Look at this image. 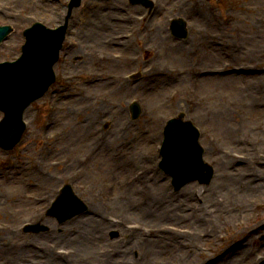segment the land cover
<instances>
[{
	"label": "rangeland",
	"instance_id": "374dc122",
	"mask_svg": "<svg viewBox=\"0 0 264 264\" xmlns=\"http://www.w3.org/2000/svg\"><path fill=\"white\" fill-rule=\"evenodd\" d=\"M42 1L40 4L38 0H0V6H7L8 9L6 11L9 12L6 13L5 18H0V23L9 24L14 27V33L11 38L0 47V61L11 60L20 53L21 46L25 42L23 30L33 23L29 16H36L51 27L64 23L70 0ZM109 2L110 0H83L81 7L74 10L69 20L70 28L67 34L65 51L72 49L73 42H83L85 44L89 42L93 47L97 46L102 49H94L92 51L93 60L91 59L92 62L90 64L88 63V59H85L82 53L78 51L72 52L64 61L61 57L62 62H59L57 65L58 73H60L59 85L53 86V89H63L64 91L63 95L58 97L59 104L57 109H55V106L52 109L53 106L50 100L51 93H54V90L49 92L48 98L46 97L47 99L44 98L36 102L28 109L26 115L35 124L31 129L27 142L15 153L0 150V223L5 227L0 232V250L13 251L9 255V257H13L15 252L21 249H30L22 261H4V258L0 256V264H64L52 259L48 261L46 256L40 255L47 253L45 251L46 248L53 247V245L56 246L54 248L55 252L57 251L55 256L59 258L60 262L64 260L69 262V264H97V262H101L102 264H253L257 255H264V185L260 181V171L264 170V162L261 160H264V158H260L261 160L257 161L259 155H264V143H255L249 139L246 143L237 145L236 139L238 137L251 136L252 138L264 140V106L260 105L261 100L258 98L257 104L251 102L258 93L249 90L248 93L246 89L235 93L224 92L223 95L225 97L218 95L217 98L213 95L212 100H207L205 106L188 111V105L179 103L177 98L167 107V99H164V96L167 97L169 92L174 88H178L182 93L186 88H191L190 83L186 86H183L181 83L180 87H176L175 83L177 80H174L172 85L152 86L156 87V89L153 92L149 91L145 95L144 90L150 81H144L138 85L141 89L137 92L132 89L128 82H122L120 76L122 77V75L128 74L132 70L135 71L134 68L142 69L141 71L149 76L152 74V68L149 64L160 65V62L163 66L183 65L173 58L179 51H175L176 45L186 43L174 40L168 22V18L178 17L187 19L191 27L194 26L193 30L190 28L189 36L195 40L194 43L190 42L189 47L192 48V51L195 50L192 47L193 45L197 48L210 37L227 40V42H220L225 45L239 43L230 42V40L251 39L256 34H259V39H262L260 42H255L254 44L253 42H248L250 52L242 57L231 54L230 48L225 47L219 49V53L215 59L206 62L203 60V52H199L196 56L191 53L190 69L196 60L201 61L202 65L221 64L224 60H241L248 63V65H253L254 63L263 66L264 0H213L212 2L185 0L182 6H179L177 3L181 2V0H169L164 5L165 0H156L163 8V11H158L157 13H153V11L143 6H133L129 0H118L116 3ZM172 7L174 10H171ZM247 8L250 11L243 10ZM9 14L14 17V20L9 17ZM102 15H104V19H100ZM142 15L146 18L145 23L138 22L136 19L133 22L126 21L127 23H124L125 18ZM231 16L234 18V22L227 23ZM88 20L93 21L92 25L97 23L103 24L106 21L110 24H125L126 26L118 28L115 26L112 29H106L102 25H96L94 28L86 29L84 25ZM80 21L82 22L80 23ZM250 21L255 25L256 30L249 26ZM145 24H149V27H158L163 30L168 41L174 44L175 48H172V50L174 49L173 52L176 53L169 51V48L164 49L166 42L158 43L155 40L151 41L148 36H145L146 34L139 35L140 31L144 29ZM135 25V35L131 40L135 52L131 53L119 48L106 49L103 46L102 42L105 38L114 39L115 35L125 34ZM98 26L104 30L98 29ZM237 30L243 32L244 35L238 38ZM136 42H143L144 47L142 46V50L136 47L134 44ZM163 50H165V54ZM107 51L110 53L111 59L118 63L119 67L115 66L112 62L108 63V61L104 62L100 60L99 54H109ZM112 53H122L126 56L132 55L138 57L141 55V61L136 65L127 64L124 61L118 62L114 60ZM159 55H161V58H159ZM167 55H170V57L166 58ZM148 60L147 64L144 63ZM80 65L81 67H79ZM147 66L149 70H143ZM99 70L104 73L117 75L114 84L117 94H114L108 87L97 90L98 94L95 95L97 97L95 100L97 106H101L100 104L104 105L99 99L101 96H108L113 100H122L123 106L132 98L142 97L144 103H148L151 115L149 118L144 117L143 119L140 118L137 121H132L135 127L128 130L129 134L125 136L126 141H123L119 137L113 139L114 134L120 136L117 132V128L120 126V118L115 117L116 127L109 134V139L106 141L109 144L107 146L104 145V148L97 154L93 163L79 169L80 174L78 176L76 174L67 175L68 173L57 172H54L55 177L39 178L34 176L32 173L34 160H38L44 152L41 144L42 133L49 140H52V143L61 132H64L66 134L65 139L67 140L59 143L62 147L70 140V135L72 131L75 132V128H79L78 130L81 133L87 132L86 128H88L89 123L85 122V124H82V122L85 121L84 117L88 112L93 111L94 101L88 99L86 96L83 99L82 96L79 98L75 97L82 90L88 92L86 93L87 96L92 93L93 87H89L87 84L90 80L95 79L94 73L99 72ZM75 72L82 73L83 75L81 77L75 75V79L71 78L69 81L64 79L66 74H73ZM162 80L160 79L161 83L166 82L168 79ZM211 83H216V80L212 79ZM125 91H129V94L122 98ZM201 91L204 92V88ZM158 92H160V100L155 99L152 101L150 94H157ZM208 94L205 90V95L208 96ZM229 100L236 103V115H232V123L235 129L230 133V137L222 140L219 137L217 128L213 127L212 124L215 121L217 110L221 112L232 110L230 109ZM177 103L185 106V110L183 111L186 113L187 119L194 120L193 122L199 124L204 131L215 135L214 142H210L205 135L202 139L204 145H212L215 142H219L220 149L224 147L237 149L239 153L246 155V159L236 163L235 167L233 165L235 164L234 162L226 161V167L220 169L217 161L223 157L217 156L216 149L219 147H212L208 149V157L206 156L207 159L205 157V160L209 164L216 166L218 174L209 185H201L196 182L193 183L194 185L190 184L191 187L188 185L180 192H175L170 182L159 181L150 188L143 189L145 186H135L137 190L132 193L130 188H125L127 178L132 176L135 170L146 166L147 163L143 165L144 163L141 162V155L145 151L153 150L154 143L160 139L159 130L162 126L160 117L169 118L174 116L176 114ZM200 103L197 104L199 105ZM88 105H90V110L85 112V107ZM71 108L77 109V112L70 114L69 110ZM121 108V104H119L117 113L120 112ZM164 108H167L166 111ZM51 112L55 114L53 120L47 116ZM197 112L201 113L200 117H198ZM108 113L113 116V109L106 106V111H103L102 114L107 115ZM48 120L57 121L56 125L50 127L51 130L49 131L46 128ZM91 122L94 121L91 120ZM154 130L157 131V137L148 146L146 143L149 136H143L142 132H153ZM92 133L89 140L94 139L97 134V132ZM83 141L84 139H80V142ZM57 147L59 150V146ZM72 147L73 144H69L68 148L62 147L64 153H57L54 157L48 158L46 169L49 172H53L56 168L52 167V161H58L68 153L73 154V157L80 154H90L87 149H77V144L75 151L71 150ZM255 147L258 148L255 150ZM253 150H255V154L252 153ZM120 151H124L122 155L119 154ZM261 151L263 153L257 154ZM131 156L136 157L140 164L130 166L127 161ZM104 157H109L113 161L123 158L124 162L121 160L120 166L115 169L112 168L113 171L111 172L96 173L102 165V163H99V159L103 160ZM9 160L17 161L15 172L9 171L7 165H3L4 162L7 163ZM20 173L21 175L17 177ZM103 176L106 180L102 179ZM159 176L162 175L159 174ZM41 179L50 183V186L47 183L48 186H45ZM62 179H65L63 182L71 183L74 186L75 192L84 201L89 202L96 197L98 202L105 201L109 203V199H111L112 204L115 201L121 204L123 198L119 200L117 198L120 196L127 198L124 202L126 203L124 204L125 208L121 206V209L116 208L105 215L108 223L103 226L101 238L97 235L94 240H92L91 236L90 238L88 237L87 244L89 246L84 252H80L79 246L74 242L68 240L59 241L58 239L68 229L76 230L75 233L78 229H90L86 221L92 220V218L88 219L92 215L77 217L60 224L59 221L46 215L44 211L49 202L42 201L45 196L49 195L48 201L55 194L56 189L63 183ZM251 179L254 186L256 184L262 185L258 196L245 192L246 189L240 185V182L244 184L245 181ZM144 180L142 183H146V180L145 182ZM231 180L240 181L234 186H230ZM219 181L227 182L228 185L220 187ZM32 183H40L42 187L30 189L34 188ZM81 183L86 188H95L96 191L93 193L89 189L83 195V191L81 192L78 189V184ZM119 189L122 190L119 191ZM195 189L197 190L196 192L194 191ZM102 191L105 192L104 194H110V197L103 196L100 193ZM32 195H36L41 199V201H35L37 205L29 201V197ZM218 198L223 199V202H219ZM157 200L159 203L156 202ZM253 200H257L260 205L256 206ZM140 208H146L148 214L141 216L136 214V209ZM250 216L253 217V220L242 229L243 223ZM99 221L102 220L100 219ZM26 222H38L45 229L39 233H28L13 237L11 233L17 232V230L20 231V227ZM132 223L143 224L144 227L143 229L133 230L128 227ZM46 226H48V230H46ZM214 227H217L219 230L216 231L217 237L213 235ZM228 227L239 230L238 234L231 239L219 238L222 234L226 233ZM147 228L152 230L147 231ZM171 228H176L180 232ZM207 231H210L211 235L203 240ZM114 233H117L118 236L114 237ZM149 234L152 237H160L159 241L163 245L152 244L150 242L152 237H148ZM134 235L140 236L143 239L139 242L135 240L127 241L130 236ZM36 244L42 247L37 249ZM63 248H67L70 252L68 254L59 253V249ZM203 249H206V251ZM113 250L117 252L111 253ZM0 255H2V251H0ZM261 264H264V262Z\"/></svg>",
	"mask_w": 264,
	"mask_h": 264
},
{
	"label": "bare ground",
	"instance_id": "6f19581e",
	"mask_svg": "<svg viewBox=\"0 0 264 264\" xmlns=\"http://www.w3.org/2000/svg\"><path fill=\"white\" fill-rule=\"evenodd\" d=\"M117 1L118 0H110L109 3H116ZM168 1L169 0H165V2L163 3V5L166 4ZM184 2H185V0H181V2H177V3H178V5H183ZM158 9H157L156 12H158ZM171 10H174L173 7L171 8ZM161 11H163V8L161 9ZM100 19H104V15L100 16ZM81 22L82 21H80V23ZM92 24H93V21L92 20H88L85 23L84 27L86 29H91V28H94L96 25H102L106 29H112V27H115V26H117L116 28H118L120 26H126L125 24H110V23H108L106 21L103 22V24H101V23H97V24H94V25H92ZM249 26H251L253 29H255V25L251 21L249 23ZM97 28L98 29H101V30H104L103 28H100V26H98ZM151 32H155V33H151ZM143 33L146 34L145 36H148V38L151 41H154L155 40L158 43L168 42V44L171 46V43L168 41L167 37L164 35L165 32L163 30H161L160 28H158V27H154L151 30H149V27L147 26V27L144 28ZM257 37H258L257 34H256L255 37H252L251 38L252 42H255V40L257 39ZM104 40H103L102 43H104ZM115 45H117V47H119V48H121L122 46H130L128 44H125L124 42L115 43V41H113V40H108V43H107L106 46H115ZM177 47H176L177 48L176 51L179 50V55H181V54H185L186 55L187 51L185 49L186 48L185 46L180 45V46H177ZM234 47H238V46H234ZM191 52H192V50H189L188 51V54H191ZM242 54H244V53H242ZM185 55L184 56H181V57L176 56L175 57V60L176 61H179V62L185 63L184 58H186V60L188 62H190V59L188 57H185ZM168 57H170V55H167L166 58H168ZM91 62H92V60L89 59L88 60V63L90 64ZM115 66L119 67L118 63H115ZM157 71H158V73L167 74V75H168V73L170 75H172V73L175 72V71H169V72H167L166 70H159V69H157ZM157 76H158V74H153V77H157ZM261 76H264V74H261ZM190 79L191 78L188 75V76L184 77L183 80H181V83L186 84V83H188L190 81ZM204 80H201L202 86L207 87L209 89V94L210 95L216 94V90L217 91H227V90H230V91H238V90H242L241 84L243 82L245 83V87L248 86V89L254 90L258 94H260L262 92V91L259 90V86H261V87L264 88V77H262V79H255L254 77H246V78H244V77L217 78L216 83H210V82H208V81H211L210 79L209 80H206V81H204ZM203 81H204V83H203ZM206 82H208V83H206ZM236 83H238V85H239V88L238 89L236 87ZM160 84H161V86H163L165 84H172V83L163 82V83H160ZM114 86H115L114 84H110V82H106V83H103L100 87L101 88L108 87V88L111 89V91L114 94H117V91L114 89ZM248 89L246 88V90H248ZM128 94H129V91H125L123 93V95H122V98H124V96H126ZM256 96L257 97H255L251 102L257 103L258 99H260V100H262V104H264V94L263 95H259V96L256 95ZM90 98L94 100V109H93V111H92V113L90 115V120H93V121L99 120L100 121L103 118L101 116V113L103 112V109L105 107L104 106H99L98 108H96L97 103L95 102V93L94 92L91 93ZM150 99L152 101L155 100V99H157L159 101L160 100V92H158L157 94H155V93L150 94ZM164 99H167V97L164 96ZM244 100L247 101L246 99H244ZM179 109H185V107L179 106ZM230 109H232V110H224L223 112L217 110L216 111V114H215V121L212 124L213 127H216L217 128V130L219 132V137L222 140H225V139H227V137H230V133L232 131H234V129H235V126L232 123V115L233 114L236 115V106H234L232 103H230ZM76 112H77V109H75V108H71L69 110V113L70 114L76 113ZM150 115H151V112L149 111L148 116H150ZM197 115H198V117H200L201 116V113L200 112H197ZM86 129H87V132L91 133V131H88V128H86ZM155 135L156 134H154V133H153V135L151 134V136L149 137V140L154 139L155 138ZM115 137H118V135L116 134ZM74 138H76V136H74ZM262 141L264 143V140H262ZM72 142H74V141H72ZM74 143H76V142H74ZM77 145L78 146L79 145H82L83 148H87L88 147L87 143H85V142L84 143L77 142ZM219 153L222 154L220 151H219ZM130 159H132V161L130 163H129V161H127V162H128V164L130 166H132V164L137 160V158L134 157V156H132V158H130ZM226 161L229 162V160H227L224 157L223 158H219V160L217 161V163H218L220 169H224L226 167ZM116 166H120V164H118L116 162L115 163L114 162H107L104 166H102L99 169V171L102 172V173H108V172H111L112 171V168L114 169ZM64 172H68V168H66L64 170ZM239 181L240 180H231V183L229 185L230 186H234ZM260 181L264 185V170L262 171V174H261V177H260ZM250 182H252V183H250ZM42 183H44L45 185L48 184L50 186V183L45 182V180H42ZM218 184H219L220 187H224V186H227L228 185L227 182H223V181H219ZM240 185L244 189H246L245 192L250 193L252 195H257V196H258V192L262 188V185L261 184H256L254 186L252 179L245 181L244 184H242L240 182ZM92 213H93L92 217L88 218V219H91L92 218V220L86 221L89 224V228L90 229H88V228H83L82 230L81 229H78V231L76 233H75L76 230L69 229V230L65 231V234L64 235L62 234L61 236H59V239L58 240L59 241L60 240L61 241L68 240L70 242H74L75 244H77L79 246V251L80 252H84L86 250V248L89 246L87 244L88 243V239L87 238L88 237L90 238V236H91L92 237V240H94L96 238V235L101 238V231L103 229V226L106 225V223H103L102 221H99L97 212H92ZM75 234H76V236H75ZM18 236H21V235H18ZM13 237H16V236H13ZM155 245H163V243L161 241H157L155 243ZM29 250L21 249L18 252H15V255H13V257H9V255L12 254L13 251L0 250V251H2V255H0V256H2L4 258V261L11 262L12 260H15V261L19 262V261H22L23 260V258L28 254ZM114 252H117V251L114 250ZM40 255L41 256H46V259L48 261H49V259H52L53 261H56L58 263H64V264L67 263V264H69V262L64 261V260H61L62 262H60L59 258L57 256H55V254L51 250L48 251L47 253H44V254L42 253ZM97 264H102V263L101 262H97Z\"/></svg>",
	"mask_w": 264,
	"mask_h": 264
},
{
	"label": "water",
	"instance_id": "95a60500",
	"mask_svg": "<svg viewBox=\"0 0 264 264\" xmlns=\"http://www.w3.org/2000/svg\"><path fill=\"white\" fill-rule=\"evenodd\" d=\"M1 35V33H0ZM2 37V36H1ZM0 37V39H1ZM35 41V37L30 38V46L28 48V53L32 50L33 43ZM48 46L43 48V53L46 52ZM27 53V54H28ZM14 80H10L9 83L0 80V104L8 103L11 101L12 97L19 93L20 89L17 86L15 88V84L11 83Z\"/></svg>",
	"mask_w": 264,
	"mask_h": 264
}]
</instances>
